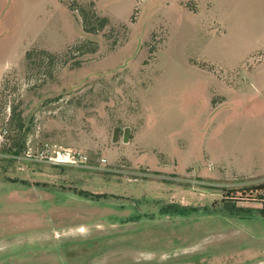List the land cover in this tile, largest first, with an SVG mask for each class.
I'll use <instances>...</instances> for the list:
<instances>
[{"label": "rangeland", "instance_id": "374dc122", "mask_svg": "<svg viewBox=\"0 0 264 264\" xmlns=\"http://www.w3.org/2000/svg\"><path fill=\"white\" fill-rule=\"evenodd\" d=\"M89 3L108 20L94 23L96 34L73 10ZM43 50L50 67L24 58ZM262 85L264 0H0V224L53 226L89 204L137 216L153 211L156 195L214 211L129 228L142 229L129 258L198 245L226 252L228 263L264 264V207L249 204L264 196L254 190L264 186V119H252L264 108L254 98ZM43 143L87 160H27ZM153 172L168 175L140 180ZM73 189L130 199L96 203ZM223 196L239 204L218 203ZM105 215L96 223L117 218Z\"/></svg>", "mask_w": 264, "mask_h": 264}, {"label": "flooded vegetation", "instance_id": "af4514ba", "mask_svg": "<svg viewBox=\"0 0 264 264\" xmlns=\"http://www.w3.org/2000/svg\"><path fill=\"white\" fill-rule=\"evenodd\" d=\"M148 175L151 178L139 179L153 182L158 181L157 178L166 179L164 175L168 174L153 172ZM164 182L167 183L162 181ZM72 191V196L96 203L101 200L116 202L130 199L123 195L92 193L83 189ZM157 197L159 196L155 195L152 201L153 211L137 216H132V210L124 208L122 204L109 203L103 206L89 204V208L86 205L84 209L67 213L53 226L46 227L45 222L42 226L25 229L23 226L6 228L0 224V264H235L237 262L240 264L239 257L234 259L235 263L233 261L228 263L226 252L215 248L214 251L209 252L198 245L173 254L164 253L158 258L151 252L153 250L147 251L141 257L129 258L130 248H141L137 247L138 244L134 241H130V238L132 239L134 234L138 235L142 229L136 231L133 229L142 227L145 222L154 218L164 220L165 217H171L174 221L178 218H188L191 214L197 216L199 220L214 211L207 209L208 204L184 205L180 202L167 201L166 197L161 199ZM226 198L223 196L219 201ZM214 202L212 205L216 204ZM99 211L107 213L103 217H109L108 214L114 213L117 218L112 215L109 217L110 220L96 223L101 218ZM92 212H96L97 217ZM121 228L123 230L119 231ZM23 230L25 233L20 232ZM15 234L35 235L18 237Z\"/></svg>", "mask_w": 264, "mask_h": 264}, {"label": "trees", "instance_id": "16d2710c", "mask_svg": "<svg viewBox=\"0 0 264 264\" xmlns=\"http://www.w3.org/2000/svg\"><path fill=\"white\" fill-rule=\"evenodd\" d=\"M90 7V9H85L82 8V6H78L79 8L73 9L74 11H76L78 13L79 19H80V23H81V28L82 31L86 34H96V32L98 31V29H96V25L94 23H98L100 28H103L107 25L108 20L105 17H101L99 16L94 8V4L93 3H89L88 4ZM37 56L38 60H41L40 62H42V60L44 61V59L48 60L49 63H46L49 67L53 65L54 63V57L51 55V53H49L46 50L43 51H31V52H27L25 53V59L26 60H30L32 57ZM17 107H12L11 109V116H14V118L16 117V119H19L21 116V113L17 111ZM18 112V114H17ZM10 116V117H11ZM21 119V118H20ZM22 125V123H20ZM126 140H129L128 138H125V142ZM15 151L14 153L17 154L19 150L23 149V143L22 142H18L15 144ZM256 190H260V191H264V186H260V187H256L254 189ZM251 192V190H250ZM82 193V192H81ZM83 194V193H82ZM256 198L255 199H250L251 201L249 202V204H258L261 205V207H264V196L263 195H255ZM237 198H233V199H228V197L224 200H221L219 202L221 203H231V206L236 207L237 204H239V202ZM218 202V203H219ZM240 204H244V203H240Z\"/></svg>", "mask_w": 264, "mask_h": 264}, {"label": "built area", "instance_id": "2783aa9c", "mask_svg": "<svg viewBox=\"0 0 264 264\" xmlns=\"http://www.w3.org/2000/svg\"><path fill=\"white\" fill-rule=\"evenodd\" d=\"M26 158L29 161H35L54 167H77L87 160L85 155L80 152L70 154L67 151L54 150L48 143H43L33 155L28 152ZM102 162H104V160H102Z\"/></svg>", "mask_w": 264, "mask_h": 264}, {"label": "crops", "instance_id": "0c3cea01", "mask_svg": "<svg viewBox=\"0 0 264 264\" xmlns=\"http://www.w3.org/2000/svg\"><path fill=\"white\" fill-rule=\"evenodd\" d=\"M234 91L236 92H238L242 97H245V96H248V95H250L249 93H246V92H248L247 90H243V88H239L238 86H236L235 88H234ZM254 92H255V94L254 95H257V96H255L254 97V95H252L254 98H259L260 99V101L262 102V106L264 107V85H262L261 87H258V88H255L254 89ZM239 95V96H240ZM260 108H262V107H260ZM230 109V111H231V108H229ZM255 112L252 114V119L253 118H261V117H263V118H261V119H264V108H262V109H260V110H254ZM242 111H240V113H241ZM242 116L244 115V116H247V115H249L248 113H245V112H243L242 114H241ZM240 115V116H241ZM254 116V117H253ZM261 138H263V137H261ZM250 175H252V174H250ZM239 176H244V175H239ZM245 177V176H244Z\"/></svg>", "mask_w": 264, "mask_h": 264}, {"label": "water", "instance_id": "95a60500", "mask_svg": "<svg viewBox=\"0 0 264 264\" xmlns=\"http://www.w3.org/2000/svg\"><path fill=\"white\" fill-rule=\"evenodd\" d=\"M115 132H117V131L115 130ZM128 132H129V129H127V130L124 131V133H128ZM115 138H116V137H115ZM126 138H128V137H127V134H126Z\"/></svg>", "mask_w": 264, "mask_h": 264}]
</instances>
